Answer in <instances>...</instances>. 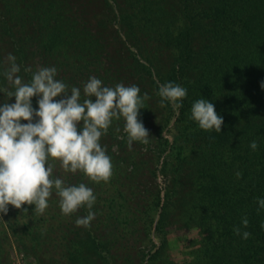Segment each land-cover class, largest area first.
<instances>
[{
  "label": "trees",
  "instance_id": "1",
  "mask_svg": "<svg viewBox=\"0 0 264 264\" xmlns=\"http://www.w3.org/2000/svg\"><path fill=\"white\" fill-rule=\"evenodd\" d=\"M9 53L24 82L40 67H55L69 93L81 89V100L92 76L103 86L134 84L147 93L138 119L155 146L151 175L165 178L152 194L147 185L139 189L140 168L122 153L124 120L114 119L100 140L113 165L107 182L49 161L66 186L93 190L91 226L75 225L86 207L62 214L55 192L43 214L34 205H24L27 212L9 205L8 227L30 238L25 250L43 255L47 249L60 264H127V237L142 232L156 243L142 252L145 264H264V209L257 203L264 199V0H0V90L14 91L3 75ZM157 82L187 89L179 110L167 101L160 106ZM200 98L223 117L221 133L191 119ZM7 99L0 93V104ZM126 185L122 203L104 197ZM235 226L250 238L235 235Z\"/></svg>",
  "mask_w": 264,
  "mask_h": 264
},
{
  "label": "clouds",
  "instance_id": "2",
  "mask_svg": "<svg viewBox=\"0 0 264 264\" xmlns=\"http://www.w3.org/2000/svg\"><path fill=\"white\" fill-rule=\"evenodd\" d=\"M6 60L8 66L3 75L14 91L0 90L8 98L0 104V214L6 215L9 205L23 212L28 211L24 205H34L33 212L43 214L55 192L62 214L71 215L81 207L89 210L86 216L75 220L77 227L89 228L96 215L91 210L96 195L84 183L66 186L62 179L53 176L49 161H60L65 172L80 171L93 182H107L113 165L106 147L100 143L101 137L114 119L123 118L129 148L134 141L148 144L149 132L138 116L150 97L147 93L141 95L137 85L117 83L107 87L92 76L83 85L86 98L81 100V89L72 87L69 93L68 85L56 79L55 67H40L26 83L18 75L21 67L16 57L9 53ZM24 71L32 69L26 67ZM157 83L160 106L164 107L167 101L179 110L187 89L174 82ZM261 87L264 88V82ZM33 97H38V108L32 106ZM11 98L14 103L8 102ZM191 119L202 130L217 133H221L224 123L214 104L205 98L193 102ZM249 146L253 151L258 148L255 140ZM241 175L236 173L237 178ZM257 203L259 209H264V199L258 198ZM241 223L247 228V217ZM233 231L245 240L251 236L248 231L241 232L239 226Z\"/></svg>",
  "mask_w": 264,
  "mask_h": 264
},
{
  "label": "rangeland",
  "instance_id": "3",
  "mask_svg": "<svg viewBox=\"0 0 264 264\" xmlns=\"http://www.w3.org/2000/svg\"><path fill=\"white\" fill-rule=\"evenodd\" d=\"M154 147L153 143L143 144L134 141L131 148H129L127 143L122 151L123 156L126 159H132L131 161L139 166L140 171L135 173L136 176H138L137 180L142 181L139 189L141 190L143 189V186L147 185L145 187L149 188V194H152L155 188H162L165 183V178H163L162 175H158L156 178H153L151 175L152 169L158 164L155 155L152 152ZM124 170H126V165H123L120 174L121 180H123L122 176L125 177L126 175ZM126 172L127 176H130V167H127ZM118 186L119 184H117V187ZM114 188H111L110 191L104 194V197H112L116 203H122L124 199L123 196H121V193L126 195L127 191L130 189L127 185L124 186V188H120V190L117 189L119 192ZM149 194H147V196L151 197ZM143 196L146 195H142V197ZM129 198L130 196H128L127 199ZM8 218V213L6 215L0 214V264H60V261L58 262V256L51 255L47 252V244H45L43 248L46 249L43 255L40 253L38 254L35 251V253H33L31 250H25L24 247L30 249V238L26 233L21 231V228H17L16 230L9 228L7 225ZM127 240L128 241L125 244L131 247L124 250V252L128 251L130 253V258L128 259L129 261L127 264H145L140 261L142 252L147 253L152 248V245L156 244L155 241L152 239H143L142 232L129 235ZM51 257L56 259L51 261Z\"/></svg>",
  "mask_w": 264,
  "mask_h": 264
}]
</instances>
